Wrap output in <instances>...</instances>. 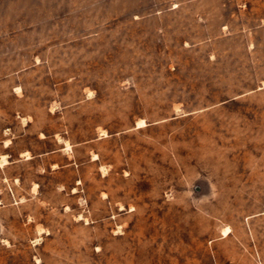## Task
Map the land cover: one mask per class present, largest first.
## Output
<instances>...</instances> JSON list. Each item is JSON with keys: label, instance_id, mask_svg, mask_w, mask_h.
Wrapping results in <instances>:
<instances>
[{"label": "rangeland", "instance_id": "rangeland-1", "mask_svg": "<svg viewBox=\"0 0 264 264\" xmlns=\"http://www.w3.org/2000/svg\"><path fill=\"white\" fill-rule=\"evenodd\" d=\"M0 264H264V0H0Z\"/></svg>", "mask_w": 264, "mask_h": 264}]
</instances>
